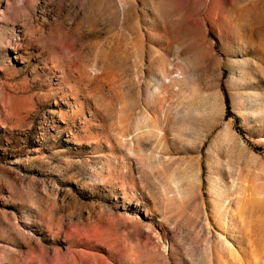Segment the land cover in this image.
Listing matches in <instances>:
<instances>
[{"label":"rangeland","instance_id":"374dc122","mask_svg":"<svg viewBox=\"0 0 264 264\" xmlns=\"http://www.w3.org/2000/svg\"><path fill=\"white\" fill-rule=\"evenodd\" d=\"M0 264H264V0H0Z\"/></svg>","mask_w":264,"mask_h":264},{"label":"trees","instance_id":"16d2710c","mask_svg":"<svg viewBox=\"0 0 264 264\" xmlns=\"http://www.w3.org/2000/svg\"><path fill=\"white\" fill-rule=\"evenodd\" d=\"M226 107L228 108V102H227V99H226Z\"/></svg>","mask_w":264,"mask_h":264}]
</instances>
